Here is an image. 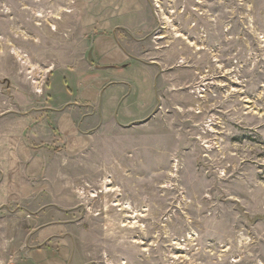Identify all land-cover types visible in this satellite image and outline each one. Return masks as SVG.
I'll use <instances>...</instances> for the list:
<instances>
[{
	"label": "rangeland",
	"instance_id": "1",
	"mask_svg": "<svg viewBox=\"0 0 264 264\" xmlns=\"http://www.w3.org/2000/svg\"><path fill=\"white\" fill-rule=\"evenodd\" d=\"M70 3L0 0V118L16 110L11 77L47 66L28 58L26 39L72 38L47 48L93 57L94 31L74 23ZM149 4L152 28L118 32L126 67L146 71L145 93L120 100L139 118L82 120L87 142L66 176L75 200L54 204L44 187L26 211L0 207L2 264H264V0ZM62 15L70 26L57 28ZM47 227L54 233L39 237Z\"/></svg>",
	"mask_w": 264,
	"mask_h": 264
},
{
	"label": "crops",
	"instance_id": "2",
	"mask_svg": "<svg viewBox=\"0 0 264 264\" xmlns=\"http://www.w3.org/2000/svg\"><path fill=\"white\" fill-rule=\"evenodd\" d=\"M70 1L68 9L74 15V23L80 24L81 29L94 31L90 41L93 57L88 58L86 49L79 47L69 51L65 48L63 51L48 50V45L65 46L73 41L68 38L66 42L52 31L47 33L57 36L55 43L46 37L25 40L28 47L24 50L28 58L33 62L45 61L47 66L37 72L36 78L31 74H16L9 78V88L16 94V103L10 105L16 110L0 118V207L19 204L26 211L27 205L33 203L37 189L44 187L53 189L49 195L54 204H65L69 197L75 200L76 192L69 190L70 181L66 176L79 170L78 163L68 160L80 155L83 143L87 142L82 135V120H135L140 116L139 111L128 113L123 110L125 107L120 110V100L123 98L127 105V92L132 88L145 93L146 71L126 67L131 60V50L123 47V38L118 32L127 30L132 36L139 37L147 28L153 27L149 0ZM62 11L57 9L55 12ZM62 16L56 21L57 28L70 26L68 18ZM93 60L100 65L90 62ZM121 66L123 68L119 69ZM129 71L137 73L136 80L129 82L125 78L130 76ZM55 73H58L56 79ZM18 84L26 89L25 98L17 96L22 93L21 89H15ZM127 84L131 85L130 89ZM142 98L139 96L138 100L143 101L145 97ZM82 102L101 110L102 115L95 118L91 117L92 114L84 115ZM21 107L27 110L21 111ZM51 174H57L54 181ZM42 177L54 183L45 182L44 186ZM28 221L34 224L32 219ZM54 231L53 228H43L38 236L48 237Z\"/></svg>",
	"mask_w": 264,
	"mask_h": 264
}]
</instances>
